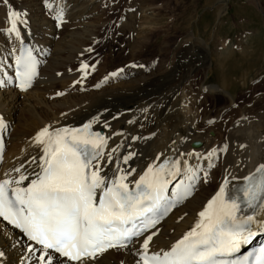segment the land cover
Masks as SVG:
<instances>
[{
  "label": "bare ground",
  "instance_id": "1",
  "mask_svg": "<svg viewBox=\"0 0 264 264\" xmlns=\"http://www.w3.org/2000/svg\"><path fill=\"white\" fill-rule=\"evenodd\" d=\"M106 2L110 5L107 0H16L12 3L11 10L22 13L21 19L26 23L18 25L20 37L17 38L8 33V20L4 22L6 37L0 40V72L9 66L12 69L23 44L40 62V69L27 92L0 87V119L4 124L0 135L6 146L0 181H15L24 175L28 179L20 186L27 187L36 179V174L41 172L43 149L35 143L34 137L45 126L56 130L81 127L90 122L106 140L104 155L99 161L101 175L111 183L128 174L125 182L131 189L150 166L154 168L163 159L169 167L179 161L181 172L174 178L166 177L167 188L173 191L177 182L185 181L195 186L194 195L147 234L156 233L149 244V255L162 254L191 231L197 214L225 180L228 181L226 191H230L264 164V108L252 110L247 106L249 103L236 107L234 84L224 76L226 69L222 63L209 64L208 48L203 44V56L180 54L189 43L198 45L196 37L188 38L187 34V38L180 41V48L176 45L172 50L173 62H176L161 64L151 75H144L141 68L127 66L123 78H130L129 81L98 91H94L97 85L82 86V81L89 80L90 70L97 66V61L82 71L81 66L86 63L80 62L79 57L93 55L97 36L104 26H111L103 15ZM157 2L131 0L127 5L129 11L141 13L142 26L149 23L152 26L160 12ZM146 11H151L150 15H146ZM124 18L120 24L135 26L132 18ZM53 19L62 21L60 30ZM144 30V27L137 30L140 45L148 34ZM234 71L230 68V74ZM100 72L104 73V67ZM198 73L199 81L196 80ZM210 79L213 84H208ZM204 97L208 101H223L216 108L215 118L203 112ZM229 110L232 111L228 116ZM159 113H163L161 118L157 117ZM231 114L234 116L230 117ZM193 143L198 146L193 147ZM210 153L214 154L209 156ZM128 157L131 158L125 163ZM17 168L19 172L15 171ZM253 215L256 219L252 230L258 236L264 231L261 226L264 210L258 207ZM142 243L143 239L127 248L108 250L84 264H142ZM30 247L38 251L37 255L28 251ZM39 249L28 242L22 232L0 221V252L4 253L0 264H38ZM54 264L72 263L60 257L54 259Z\"/></svg>",
  "mask_w": 264,
  "mask_h": 264
},
{
  "label": "snow or ice",
  "instance_id": "2",
  "mask_svg": "<svg viewBox=\"0 0 264 264\" xmlns=\"http://www.w3.org/2000/svg\"><path fill=\"white\" fill-rule=\"evenodd\" d=\"M21 17L22 13L15 10L7 14L10 25L7 31L17 38L20 37L18 25L26 23ZM37 64L31 50L16 58L21 90L31 87ZM88 67L82 64L81 70ZM4 83L0 80V87ZM3 126L0 119V127ZM34 141L43 149L41 172L27 187L20 186L28 179L24 175L15 181H0V218L40 246L38 264H54V259L60 257L84 264L109 249L126 248L133 238L141 237L158 223L156 213L166 201L169 182L166 177L174 178L181 172L179 161L171 167L168 163L158 168L150 166L135 182L133 191L125 182L128 174L111 183L101 175L99 161L104 155L106 140L91 131V124H85L82 129L50 130L45 126L36 133ZM244 179V186L236 190L239 194L226 191L228 181L225 180L199 213L195 227L170 251L149 255V244L156 233L147 235L142 243V264H248L247 258L241 262L221 259L239 252L255 235L249 227L255 222V215H239L242 205L264 210V164ZM13 184L16 187H11ZM187 194L186 188L179 198ZM163 210L167 212L168 208ZM28 251L32 253L35 249L30 247ZM255 264H264V247L259 249Z\"/></svg>",
  "mask_w": 264,
  "mask_h": 264
},
{
  "label": "rangeland",
  "instance_id": "3",
  "mask_svg": "<svg viewBox=\"0 0 264 264\" xmlns=\"http://www.w3.org/2000/svg\"><path fill=\"white\" fill-rule=\"evenodd\" d=\"M15 1L7 0L4 3L0 0V40L6 37L4 22ZM107 1L110 5L106 2L107 7L103 15H106L105 18L111 22V26H104L103 32L97 36L93 55L79 57L80 62L89 66L97 61V66L90 70L89 80L82 81L84 83L82 86L91 88L97 85L98 88L94 91H98L105 86L129 81L130 78H123L124 70L115 76L117 79L112 77L115 71L125 69L127 66L141 68L144 75H151L161 64L175 63L172 50L176 45L180 48L182 40L192 35L196 37L198 45L193 46L189 43L184 47L186 49L182 48L184 50L179 53L191 57L203 56V44L205 49L208 48L206 53L209 64L222 63L226 69L224 76L234 84L236 91L232 92L236 107H243L249 103L247 106L252 110L264 108V70L259 68H264V0H261L263 3L258 0H158L156 4L161 13L158 11L159 16L152 26V23L142 26L141 13L129 11L128 5L131 0ZM149 12L151 11H146L145 14L150 15ZM124 16L126 17L124 19L137 16L139 18L134 20L132 18L135 26H130L127 23L120 24ZM142 27L148 34H145L146 41L140 45L137 30ZM102 67L104 73L100 72ZM230 68L235 69L231 74ZM196 76L198 80L201 75L198 73ZM208 84H213L211 79ZM205 98L207 97L203 99ZM205 100L202 102L203 112L215 118L216 108L222 105L223 101ZM231 111L229 110L226 115ZM231 115L230 117L234 116ZM162 116L163 113L157 115L159 118ZM229 121L230 119L226 120L224 124ZM35 252L33 255H37L38 251Z\"/></svg>",
  "mask_w": 264,
  "mask_h": 264
},
{
  "label": "water",
  "instance_id": "4",
  "mask_svg": "<svg viewBox=\"0 0 264 264\" xmlns=\"http://www.w3.org/2000/svg\"><path fill=\"white\" fill-rule=\"evenodd\" d=\"M198 146V144H193V147H197Z\"/></svg>",
  "mask_w": 264,
  "mask_h": 264
}]
</instances>
